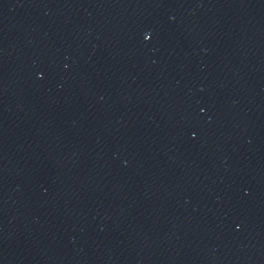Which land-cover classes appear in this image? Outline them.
Listing matches in <instances>:
<instances>
[{
  "label": "water",
  "instance_id": "1",
  "mask_svg": "<svg viewBox=\"0 0 264 264\" xmlns=\"http://www.w3.org/2000/svg\"><path fill=\"white\" fill-rule=\"evenodd\" d=\"M0 264H264V0H0Z\"/></svg>",
  "mask_w": 264,
  "mask_h": 264
}]
</instances>
